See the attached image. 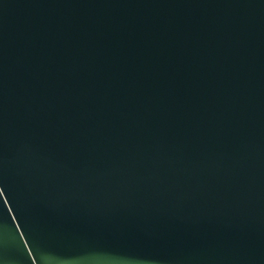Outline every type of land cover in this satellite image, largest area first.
<instances>
[{"label":"water","instance_id":"1","mask_svg":"<svg viewBox=\"0 0 264 264\" xmlns=\"http://www.w3.org/2000/svg\"><path fill=\"white\" fill-rule=\"evenodd\" d=\"M0 264H264V0H0Z\"/></svg>","mask_w":264,"mask_h":264}]
</instances>
